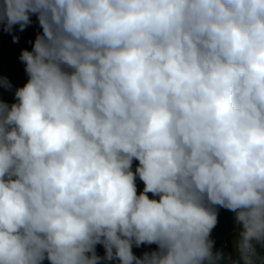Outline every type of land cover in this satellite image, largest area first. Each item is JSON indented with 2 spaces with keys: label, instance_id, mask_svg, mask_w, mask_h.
Returning a JSON list of instances; mask_svg holds the SVG:
<instances>
[{
  "label": "clouds",
  "instance_id": "9594fccd",
  "mask_svg": "<svg viewBox=\"0 0 264 264\" xmlns=\"http://www.w3.org/2000/svg\"><path fill=\"white\" fill-rule=\"evenodd\" d=\"M32 16L27 82L0 100V264H220L217 206L255 264L264 0H0L14 43Z\"/></svg>",
  "mask_w": 264,
  "mask_h": 264
},
{
  "label": "trees",
  "instance_id": "16d2710c",
  "mask_svg": "<svg viewBox=\"0 0 264 264\" xmlns=\"http://www.w3.org/2000/svg\"><path fill=\"white\" fill-rule=\"evenodd\" d=\"M32 24L28 26L25 31L19 32L16 31V34L19 36V42L14 43L12 40V36L6 33L4 39L0 41V78H7V80L12 84V89H6L4 87H0V100L11 104L15 102L14 91L17 88L12 79H14V74L18 72V69L23 71V85L27 82V74L24 70V64L20 61L19 56L22 49H32V43L38 32H42L40 28L37 18L35 16L31 17ZM18 28V26H17ZM138 161L133 160L132 170L135 171L136 166L138 165ZM137 185V194L143 191L144 184L143 181L136 178ZM149 197L152 198V194L148 193ZM158 199V197H156ZM221 211V208H218V211ZM218 225L221 226L220 229H213L211 232V236L213 237L212 241L214 242V252H222L224 254V259L220 261V264H233L235 261H239V254L234 256V249L229 244L227 248L221 247V242L228 237L231 233L240 229L238 227L235 217L227 218L221 217L218 218ZM241 230V229H240ZM257 250V256L255 257V264H264V248L259 244H255ZM152 244H142L140 247H136L133 245V253L136 256H141L144 252H151ZM96 253L97 255L103 257L105 255V249L103 245H96ZM43 264H50L49 261L45 260ZM105 264H119L118 260L107 261Z\"/></svg>",
  "mask_w": 264,
  "mask_h": 264
},
{
  "label": "rangeland",
  "instance_id": "374dc122",
  "mask_svg": "<svg viewBox=\"0 0 264 264\" xmlns=\"http://www.w3.org/2000/svg\"><path fill=\"white\" fill-rule=\"evenodd\" d=\"M12 82L14 83V85H18L21 86L20 82L23 83V79H22V75L17 72L14 74V79H12ZM23 85V84H22ZM219 208V206H217V209ZM221 217H227V218H232L235 217V213H233L232 211H229L227 209L221 208V211H218V218ZM221 226L220 225H216L215 229H220ZM240 231V229H238L237 231L231 233L230 235H228L227 238H225L224 240L227 241L228 244H230L233 249H234V256H236L238 253L237 249H236V243L238 241V232ZM210 239L212 240L213 237H210ZM157 250V245L152 244V248L151 251Z\"/></svg>",
  "mask_w": 264,
  "mask_h": 264
},
{
  "label": "built area",
  "instance_id": "2783aa9c",
  "mask_svg": "<svg viewBox=\"0 0 264 264\" xmlns=\"http://www.w3.org/2000/svg\"><path fill=\"white\" fill-rule=\"evenodd\" d=\"M5 35H6V32H4L3 31V29H2V27H0V41L2 40V39H4V37H5ZM18 72L23 76V71L21 70V69H18ZM22 79H23V77H22ZM20 84H21V86H18V85H16L15 84V86L18 88V87H22L23 85V83H21L20 82ZM238 227H239V225H237ZM228 243H227V241H225V240H223L222 242H221V247L222 248H227L228 247Z\"/></svg>",
  "mask_w": 264,
  "mask_h": 264
}]
</instances>
